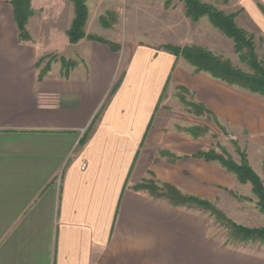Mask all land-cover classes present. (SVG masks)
Instances as JSON below:
<instances>
[{"label":"crops","instance_id":"1","mask_svg":"<svg viewBox=\"0 0 264 264\" xmlns=\"http://www.w3.org/2000/svg\"><path fill=\"white\" fill-rule=\"evenodd\" d=\"M9 1L0 0V264H264V243L226 244L210 217L133 187L152 172L217 203L240 191L233 173L194 156L212 145L184 130L203 116L187 112L177 91H190L221 126L250 131L259 147L261 95L234 93L158 45L121 52L87 37L69 40L90 42L89 53L67 59L74 66L51 61L40 76L47 55L33 30L61 24L63 1L32 8L26 42ZM232 2L264 38V0Z\"/></svg>","mask_w":264,"mask_h":264},{"label":"rangeland","instance_id":"2","mask_svg":"<svg viewBox=\"0 0 264 264\" xmlns=\"http://www.w3.org/2000/svg\"><path fill=\"white\" fill-rule=\"evenodd\" d=\"M61 1H63L62 5H59L62 6L61 9L64 10L63 15L65 16L61 24H58L54 19H49L50 23L45 24L44 28L37 31L33 30L42 54L47 55L41 63L42 66L54 61L53 67H60L61 58H77L84 54L86 48L89 49V40L77 45L69 42L66 28L70 26L74 16V5L69 0ZM201 1L211 4L226 13H235L237 26L252 37L258 58L264 60V38L260 36L254 24L241 16V11L236 6H232L234 3L232 0ZM51 2L50 0H32V8L36 13L38 12L37 14H39L38 10H54L56 7ZM86 3L89 8V17L85 27L86 32L119 44L121 52L123 47V49H126L125 47H131V45L141 42L158 45L160 48L168 44L179 47L200 45L216 55L229 59L241 70L250 71L248 66L241 61L240 54L235 51L233 40L215 27L207 16H203L198 20H193L187 16L185 0H87ZM102 16L105 17L107 26L102 25L100 20ZM87 53L89 52L87 51ZM180 57L184 59L182 56ZM178 88V91L176 90L178 100L182 102L185 110L191 113L189 110L192 101L190 91ZM231 90L234 93H252L238 86H232ZM180 95L182 98H180ZM256 98L262 101L264 111V96H257ZM202 118L204 120L200 119V121L202 120L203 123L192 127L193 133L205 136L207 134L206 140L211 143L212 148L200 151L214 150L219 154L227 153L234 160L240 161L238 150H241L246 153L250 166L264 183V145L262 147L255 145L254 135L252 136L247 129L228 128V125L223 127L219 122L214 121L212 116L206 114ZM192 128L189 127L184 130L192 132ZM258 135V137L264 139V131L259 132ZM144 182L147 185H162L160 181L155 179L153 174H149L136 186L144 185ZM141 190L148 191L147 189ZM214 204L237 224L248 227L264 226V213L259 209L257 197L249 183L242 186L240 191H226L219 203L214 202ZM190 208L210 217L212 219L211 233L226 244L250 248L257 246L259 243H264L235 240L229 229L216 222L208 210L194 204Z\"/></svg>","mask_w":264,"mask_h":264},{"label":"trees","instance_id":"3","mask_svg":"<svg viewBox=\"0 0 264 264\" xmlns=\"http://www.w3.org/2000/svg\"><path fill=\"white\" fill-rule=\"evenodd\" d=\"M69 1L73 3L75 11L72 23L67 30V35L71 43H76L82 38L87 37L107 44L114 51H119L121 49L120 45L115 42L106 40L96 34H86L85 27L89 17L87 0ZM9 3L13 10L20 41H30L32 38L27 25L29 19L33 15L31 0H10ZM185 4L186 14L189 18L198 20L203 16H207L215 27L219 28L225 35L233 40L235 51L240 54L241 61L248 66L250 71L246 72L241 70L229 59L216 55L200 45H185L179 47L168 44L164 45L163 48L172 52L177 57L182 56L186 59L195 68L194 71L196 73H207L229 85L238 86L252 93L264 96V60L258 58L254 49L252 37L249 36L245 30L237 26L235 22L236 14L226 13L201 0H185ZM100 20L102 25H108L104 16L100 17ZM45 58L46 57H43L39 60L37 64L39 67L42 66L41 63ZM61 62L64 68H69L76 64L74 61L65 58H61ZM49 68L50 62L43 66L40 76L47 72ZM117 86L118 83L114 85L111 93L116 90ZM182 89L186 90L185 88ZM180 98H182L181 95ZM184 102L186 103V101ZM190 106V112L198 116H203L205 114L207 116L212 115L203 104L191 101ZM214 121L217 122L216 119ZM191 131L193 133V128ZM193 134L196 135L195 133ZM238 151L240 152V161L234 160V158L227 153L219 154L214 150L200 151L194 156L206 161L218 162L227 171L233 173L238 182L241 184L249 183L252 186L253 193L257 197V205L261 212L264 213V183L257 172L250 166L246 153L241 150ZM149 173L153 174L152 172ZM161 183L162 185L159 186L157 184L147 185L144 182V185H134L133 187L135 190L147 189L154 198L164 200L175 207L190 208V206L194 204L208 210L210 215L215 218L216 222L229 229L235 240L264 242V226L248 227L237 224L222 210L216 207L214 202L197 195L183 193L178 187L171 183Z\"/></svg>","mask_w":264,"mask_h":264}]
</instances>
